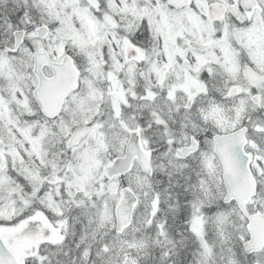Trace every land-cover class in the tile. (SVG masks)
Masks as SVG:
<instances>
[{"label":"snow or ice","instance_id":"1","mask_svg":"<svg viewBox=\"0 0 264 264\" xmlns=\"http://www.w3.org/2000/svg\"><path fill=\"white\" fill-rule=\"evenodd\" d=\"M0 264H264V0H0Z\"/></svg>","mask_w":264,"mask_h":264}]
</instances>
